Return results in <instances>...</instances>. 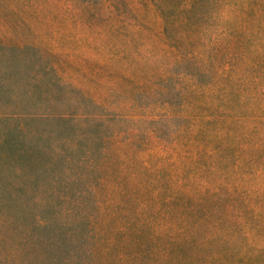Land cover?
<instances>
[{
  "label": "trees",
  "instance_id": "obj_1",
  "mask_svg": "<svg viewBox=\"0 0 264 264\" xmlns=\"http://www.w3.org/2000/svg\"><path fill=\"white\" fill-rule=\"evenodd\" d=\"M79 1L80 15L114 16L100 49L114 32V59L128 50L153 66L140 81L123 60L130 75L120 78L156 99L112 109L150 127L114 135V200L0 204L16 223L0 235V264H264V0ZM151 15L159 30L149 31ZM160 121L164 139L135 153L119 146L117 136L130 146Z\"/></svg>",
  "mask_w": 264,
  "mask_h": 264
},
{
  "label": "rangeland",
  "instance_id": "obj_2",
  "mask_svg": "<svg viewBox=\"0 0 264 264\" xmlns=\"http://www.w3.org/2000/svg\"><path fill=\"white\" fill-rule=\"evenodd\" d=\"M78 1L0 0V204L39 205L94 196L114 200V135L128 126L138 131L150 127L119 122L112 109L156 99L120 78L130 75L123 60L138 71L140 81L153 66L137 61L128 50L126 58L114 59V45L120 40L114 42V32L100 49L99 29L113 25L114 16L107 23L87 18L84 9L80 15ZM150 21L149 31L160 29L157 17L151 15ZM138 47L142 57L149 53L143 42ZM154 127V134L137 131L127 147L125 135L117 136L119 146L135 153L142 142L152 146L171 129L164 121ZM88 131L93 140L85 139ZM99 133L109 139L95 138ZM88 149L87 163L81 162ZM147 178L152 171L137 175L140 185ZM5 215L0 211L1 236L16 224L4 222ZM10 243L8 237L3 245Z\"/></svg>",
  "mask_w": 264,
  "mask_h": 264
}]
</instances>
